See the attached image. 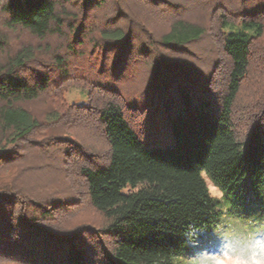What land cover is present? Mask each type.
<instances>
[{
    "label": "trees",
    "instance_id": "16d2710c",
    "mask_svg": "<svg viewBox=\"0 0 264 264\" xmlns=\"http://www.w3.org/2000/svg\"><path fill=\"white\" fill-rule=\"evenodd\" d=\"M206 177L264 182V0H0V264H187Z\"/></svg>",
    "mask_w": 264,
    "mask_h": 264
},
{
    "label": "clouds",
    "instance_id": "9594fccd",
    "mask_svg": "<svg viewBox=\"0 0 264 264\" xmlns=\"http://www.w3.org/2000/svg\"><path fill=\"white\" fill-rule=\"evenodd\" d=\"M199 235L194 228L186 233L187 243L197 249L187 264H264V223L249 227L225 219L213 231L214 248L201 247Z\"/></svg>",
    "mask_w": 264,
    "mask_h": 264
},
{
    "label": "rangeland",
    "instance_id": "374dc122",
    "mask_svg": "<svg viewBox=\"0 0 264 264\" xmlns=\"http://www.w3.org/2000/svg\"><path fill=\"white\" fill-rule=\"evenodd\" d=\"M65 99L69 104L84 105L87 103L88 93L83 88L71 86L65 92ZM206 179L211 195L222 202L221 208L223 214L218 224L223 222L225 219L238 221L239 223L245 224L249 227L264 223V182L256 188L251 187L246 194L249 199V201L246 202L244 200H237L232 196H224V194L212 184L210 179L207 177ZM214 229L212 231L196 229L200 234L199 241L201 247L214 248L216 246L218 241L213 235ZM189 246L193 250L197 251V249L193 248L190 244Z\"/></svg>",
    "mask_w": 264,
    "mask_h": 264
},
{
    "label": "built area",
    "instance_id": "2783aa9c",
    "mask_svg": "<svg viewBox=\"0 0 264 264\" xmlns=\"http://www.w3.org/2000/svg\"><path fill=\"white\" fill-rule=\"evenodd\" d=\"M185 237H186V240H187V236H186V234H185Z\"/></svg>",
    "mask_w": 264,
    "mask_h": 264
}]
</instances>
